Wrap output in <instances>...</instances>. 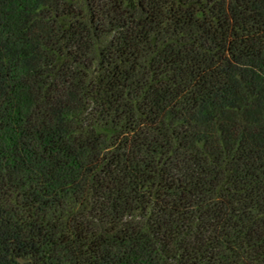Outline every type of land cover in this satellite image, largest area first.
I'll return each instance as SVG.
<instances>
[{
    "label": "trees",
    "instance_id": "1",
    "mask_svg": "<svg viewBox=\"0 0 264 264\" xmlns=\"http://www.w3.org/2000/svg\"><path fill=\"white\" fill-rule=\"evenodd\" d=\"M0 264H264V0H0Z\"/></svg>",
    "mask_w": 264,
    "mask_h": 264
}]
</instances>
